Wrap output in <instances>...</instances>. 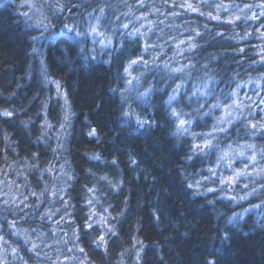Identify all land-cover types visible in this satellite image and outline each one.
Segmentation results:
<instances>
[{
	"label": "trees",
	"instance_id": "1",
	"mask_svg": "<svg viewBox=\"0 0 264 264\" xmlns=\"http://www.w3.org/2000/svg\"><path fill=\"white\" fill-rule=\"evenodd\" d=\"M59 2L66 7L58 15H53L47 4L44 7L57 28L73 22L86 25L88 13L97 5H109L101 17L99 31L111 37L112 44L103 51L96 44L93 45L95 53L86 50V55H79L72 42L74 38L68 34L71 63H66L51 41H40L38 46L44 54L42 66L41 58L31 51L30 37L39 32L26 27L31 21L22 15L30 12L26 0H0V168L3 155L11 149L28 155L35 152V146L44 151V144L50 142L63 145L60 161L43 162L53 168L47 190L52 203L44 205L34 196V204L30 203L32 211H25L32 218L30 228L0 224V237H3L0 262L50 264V259L55 261L62 252L61 261L65 255L74 256L76 264L80 260L85 264H264V227H261L264 208L250 207L261 202L259 184L264 183V178L242 176L230 195H244L247 191L244 184H249L248 190L257 187V195L229 204L219 191L218 182H204L203 188H217L215 194L208 193L206 197L194 195L188 187L189 182L208 176L209 167L215 168L217 151L213 149L205 157L193 156L191 161L186 160L191 145L201 143L203 134L217 125L227 129L216 134L221 147L231 145L233 150L247 153L243 157L235 156L234 169H243L249 163L248 156L253 150L245 145H256L257 154L264 147V129L259 127L264 124V103L261 102L264 101V78H261L264 63L260 62V48L264 46L261 38L264 16L260 15L264 9L260 5L264 0H207L206 3L191 0L199 7L198 12L179 7L184 0L174 3L173 0H143V5L137 0ZM221 3L228 5L227 10L215 8ZM209 12L222 19H209ZM96 15H99L98 9L93 18ZM253 15L258 19H251ZM235 16L240 19L234 24L225 22ZM123 24L129 27H120ZM136 28L140 32L130 35ZM193 30L201 35L193 41L196 47L189 48L188 38L194 36ZM64 34L62 31L61 35ZM237 36L245 39L234 38ZM182 40L184 43L180 44ZM239 48L244 51H237ZM141 55L147 63L134 66L132 75L140 79L128 86L120 78L123 68L130 59ZM92 56L96 58L91 59ZM109 59L111 63L106 62ZM176 68L183 71H173ZM52 80L60 82L59 91L49 82ZM126 87L131 89L125 93L128 103L122 104L119 91L112 90ZM146 89H151L146 98L148 102L138 107L135 103L138 93ZM174 89L177 98L172 107L182 113L183 119L192 121L187 126L189 131L200 134L195 141L191 135H171L177 121L168 115L171 109L163 102ZM65 94L70 107L66 109L64 104L54 111L52 106L64 101ZM234 101L238 104L228 109L232 116L226 117L223 106ZM117 104L123 109L140 108L142 113L146 110L145 117L155 120L156 124L150 128L120 125L112 118ZM5 110L13 115L3 116ZM69 111L75 117L67 121L64 134L58 136V123L60 119L64 121ZM54 115L57 123L53 122ZM222 117L224 122L218 124ZM228 119L232 122L228 123ZM45 120L53 125L51 129L45 128ZM252 123L257 124L256 129L251 127ZM92 128L97 130L95 137L88 135ZM93 155L101 159L94 160ZM180 155L183 157L179 161ZM131 158H137V162L133 164ZM12 164L8 160L6 168L11 169ZM252 168L249 163L248 171ZM217 173L228 176L232 169L222 162ZM252 180L257 183L252 184ZM2 182L6 184L1 175ZM112 184H119V190H114ZM13 185L16 184L11 183L12 188ZM88 188H94V193L88 192ZM8 196L9 203L1 212L20 225V221L14 220L19 211L12 204V197L16 198L11 193ZM35 205L40 207L35 209ZM245 208L249 212L244 213ZM94 212L105 217L117 233L106 236L107 251L97 249L92 243L106 232V227L95 223L92 229L84 227L85 222L100 220V215H93ZM233 212L243 213V219L228 223ZM253 215L258 217V222L251 220ZM73 229L79 233L78 247L85 250L86 256L78 249L67 252V248H74ZM225 232L229 240L223 239ZM26 236L30 237L27 243ZM65 240L69 241L66 246ZM33 242L39 245L38 257L30 251ZM12 248L16 249L15 254ZM64 264L74 262L70 259Z\"/></svg>",
	"mask_w": 264,
	"mask_h": 264
},
{
	"label": "snow or ice",
	"instance_id": "2",
	"mask_svg": "<svg viewBox=\"0 0 264 264\" xmlns=\"http://www.w3.org/2000/svg\"><path fill=\"white\" fill-rule=\"evenodd\" d=\"M137 2L141 5H143V0H137ZM165 2H167V0H165ZM175 2V0H173V3ZM204 2L206 3L207 0H204ZM26 3L28 4L30 11L32 13L31 16L28 15V13H24V15L26 17H28V20L31 21L30 23H26V27L28 28H33L36 29L39 34L38 35H33L30 37V39L33 42V47L31 48V51L34 55H37L41 58V65L44 66V59H43V52L40 49V46H38V42L39 41H43L45 43H48L49 41L52 42V46L54 47H58L59 51L61 52V54L64 56L65 62L66 63H71V58L68 56V51H69V38H68V34H71V36L74 38V42L75 45L78 48V54L80 55H86V49L84 47V44L86 41L89 40V38H92V43L95 45L96 43H99L101 46V51H103L104 49H107L109 47L110 44H112V39L111 37L105 35V33H102L99 31V25L101 22V17L104 15L105 12V8L108 7L109 5L105 4L103 7H101L100 5H97L96 8L93 9V12L88 13V21L86 25H81L80 23L77 22H73L71 24L68 23H64L61 24L59 28H57L55 25H53L49 19V16L45 13L44 11V7L45 4L48 5V9L52 12L53 15H58L60 13H63L65 10L66 5L63 3H60L59 0H57L56 3H52V0H41V2L37 3V0H26ZM179 7L181 8H185L188 11L191 12H198L199 11V7L198 6H194V4L191 2V0H184L183 3H181L179 5ZM246 8H250L251 5H245ZM260 7L262 9H264V4H261ZM215 8L219 11L221 9L227 10L228 5L226 4H216ZM98 9L99 11V15H96L93 18V13L96 12ZM156 10V9H154ZM242 11V10H241ZM175 14V13H174ZM70 15H71V11H70ZM201 15H204V13H201ZM209 19H213V20H221L222 17L220 15H213L211 12L207 13ZM261 16H264V11H261L260 13ZM240 17L239 16H235V17H230L226 19V23L228 24H234L236 20H239ZM251 19L256 20L258 19L255 15H253L251 17ZM120 27H123L125 29H127L129 27V24H123ZM262 28H264V25L261 26ZM64 32L65 34L62 36L61 32ZM194 31V36H191L188 38L189 41V48H194L196 47V44L193 43L194 39L196 36H200L201 33L198 30H193ZM136 32H140L139 28H136L134 32L129 33L130 35H134ZM217 35H221L220 33H217ZM248 34L246 33L245 36H247ZM245 36H237L234 37L236 39H240L243 40L245 39ZM95 37H101V39H99L98 41L95 39ZM261 38L264 39V33H261ZM184 41H180V44H183ZM177 47H179V45H177ZM145 51L148 50V45L145 44ZM88 52H92L95 53L96 49L95 47L87 50ZM237 51H241L243 52L244 50L242 48L237 49ZM260 62L264 63V46H262L260 48ZM95 56H92L91 59H95ZM107 63H111V59H109L108 61H106ZM143 62V63H147L146 61H144L143 56H137L135 59H130L127 66H125L123 68V75L120 77L121 79L125 80L126 85L131 86L133 84V81L138 82L140 77L139 76H133L132 75V71L135 65H137L138 63ZM257 61H253V63H256ZM165 67H167V64L165 65ZM173 71L176 72H181L183 71L182 68H176L173 69ZM261 78H264V73L261 74ZM45 79L47 80V76L45 77ZM51 83H54L57 87V90L59 91L61 85L59 81H49ZM207 85H205L206 87ZM179 87V86H178ZM239 87V85L237 86ZM130 87H126L123 90H119V89H113L112 91L116 92L119 91L120 93V99H121V103L122 104H127L128 100L127 97L125 95L126 92L130 91ZM151 91V89H146L144 92L138 93L137 98L143 102V103H147V97L149 95V92ZM176 91L177 90H173V94L169 95L167 98V101H164L163 103L166 104V106L168 108L171 109V111L168 113V115L170 117L175 118V120L177 121L176 125H175V131L171 133V135L176 136V137H180V136H184V135H191L193 140L195 141L197 136H199L200 134L194 133V132H190L189 128L187 127L188 125H191L192 121L191 120H186L182 118V113L177 111V109L175 107H172L173 102L176 101ZM205 95H207V93H205ZM233 95H235V92H233ZM262 103H264V101H261ZM238 104V102L234 101L233 104L229 105V104H225L223 107L225 108V116L226 117H231L232 113L230 111H228V109L235 107ZM219 105H213V107H217ZM70 106L68 105V101H67V95L65 94V108L68 109ZM3 116L5 117H11L13 115L12 112L5 110L2 113ZM70 111L68 113H66V115L64 116V121L60 124V133H58V136L60 134H64V129H65V125L67 123V121L70 118ZM121 116L127 120L128 122H134L137 126L141 127V128H150L153 127L156 124L155 120H151V119H147L145 118L146 116V110L143 113H138L136 111H134L133 109H131L129 107L128 110H122L121 111ZM224 122V118L222 117L220 121H218L219 123ZM228 123H231V119H228L227 121ZM251 123V122H249ZM44 126L46 129H51L53 127L52 124H50L47 120H45L44 122ZM251 127L253 129L257 128V124L252 123ZM259 127L261 129H264V124H260ZM227 129L223 128V127H219L214 126L212 128V130L209 133H205L203 134V138H202V142L201 143H193L191 145V149H190V154L186 156V160L191 161L193 159V156H200V157H205L207 155H209L211 153V151L213 149H215L217 151V158L215 161V168L213 167H209L207 169L209 175L208 176H201L199 179H195L194 181H191L188 183V187L190 189L193 190L194 195H199V196H204L206 197L208 195V193H213L215 194L217 192V188L215 187H207V188H203V184L204 182H212V183H219V185L221 186L219 191L224 193L225 198L227 200V202L229 204L232 203H239V201H244L247 200L249 196H256L257 195V187H251L250 190L249 189V184H244L243 188L247 191H245L244 195L241 196H233L230 195V192L233 188L234 185L237 184V182L240 180V178L242 176H246V177H251V176H259L264 178V166H261V162L264 161V147L260 148V152L259 154L256 153L255 148L256 145L254 144H247L244 147L247 149H252L253 152L250 156H248V161L249 163H251L253 165L252 170L249 172L248 171V167H249V163H245L243 169H234L233 168V162H234V158L235 156H245L247 155V153L245 151H235L232 149L231 145H229L228 147H221L219 142H218V138H217V133L219 132H226ZM89 136H97V130L95 128H92L89 133ZM253 135H255V133H253ZM58 148H63L62 144H58L57 145ZM92 159L94 160H100L101 157L99 155H93ZM133 164L136 163V161L133 159L131 161ZM223 162L224 166L232 169V174L225 176V175H218L217 173V169H219L221 167V163ZM113 164L116 163L115 160L112 161ZM46 171L51 172L52 169L48 168L46 169ZM61 171H63V166L61 167ZM101 179H107L106 177H102ZM109 183L111 184V181H109ZM122 183V182H121ZM252 184H256L257 182L255 180L251 181ZM112 187L114 190H119V184H112ZM225 188L228 189V191H225ZM45 191H47V188H45ZM94 188H88V192L90 193H94ZM259 192L261 193V202L259 204H255V205H250L251 208L253 209H261L264 208V183L259 184ZM55 191L52 192V195H55ZM32 196H36L37 194L35 192L31 193ZM41 196L44 195V192L42 191L40 193ZM27 199V198H25ZM9 203V201L4 200L3 204L5 206H7ZM21 204L24 203V201H20ZM209 204H214L215 201H208ZM88 204L91 206L93 204V200H88ZM244 213L249 212L248 208L243 209ZM93 215H100V220H93L91 223L85 222L84 227H87L88 229H92L93 228V224H98L102 227H106V232L103 234H100L98 237H96L92 243L94 244V246L97 249L103 248L105 251H107V245H108V239H106V236L111 234L112 236L117 235V233L115 232L114 228L110 225H108L107 219L105 217H103L101 214L99 213H93ZM261 215H264V213H261ZM91 219V217H90ZM158 219V218H157ZM240 220L243 219V213H235L233 212L232 216L228 217V223H231L233 220ZM61 222H63V217L61 218ZM9 226L15 228V221H11L9 222ZM227 226V225H226ZM261 227H264V224H261ZM19 234V233H17ZM65 235H67V233H65ZM73 238H74V248H67V252L68 253H72L74 251V249H78V251L81 254H84L85 256L87 255L85 253V250L83 248H79V241H80V236L79 233L77 231V229H73ZM224 240H229L230 236L228 234V232L224 233L223 236ZM0 240H3V237H0ZM30 237L26 236L25 237V242H29ZM64 245L66 246L69 241L65 240L63 241ZM39 249V245L36 243H32V247L30 249V251H32L33 253H35V255L38 257L40 255V252L38 251ZM11 252L13 254L16 253V249L12 248ZM46 255V254H45ZM59 255H62V252L58 253L57 259L55 261H51L50 259V264H64V262L69 261L70 259L74 262V264H76V257H69L67 255L63 256V261H61L59 259ZM121 256H123V253H121ZM137 258H139V252H137ZM0 264H2V262H0ZM78 264H85V261L80 260L78 261Z\"/></svg>",
	"mask_w": 264,
	"mask_h": 264
},
{
	"label": "bare ground",
	"instance_id": "3",
	"mask_svg": "<svg viewBox=\"0 0 264 264\" xmlns=\"http://www.w3.org/2000/svg\"><path fill=\"white\" fill-rule=\"evenodd\" d=\"M26 13H28L29 16L32 15L31 11L26 12ZM22 15L25 16L23 12H22ZM95 39L97 40V37H95ZM72 42L75 44L74 39L72 40ZM96 44L98 47H101L99 43H96ZM93 45L94 44L92 43V38H89V40L85 42L84 47L86 50H89V49H91V47L92 48L94 47ZM77 51H78V48H77ZM99 56H101V54H99ZM110 71L112 73H115V74L117 73L116 70H113V69H111ZM52 81H54V80H52ZM52 84H53V86H56L54 83H52ZM62 100H64V99H62ZM57 102L58 103H55L52 106L54 108V111H58V109H59L58 106L65 104V100L64 101H57ZM135 103L137 104L138 107H141V106H143V104H145V103L141 102L139 99H136ZM131 109H133L134 111H136L138 113H142L140 108L132 107ZM122 110L126 111L128 109H123L122 106L117 104L116 108L114 110H112V113H113L112 118L115 119V121L118 122L122 126H128V127L132 126L133 127V124H135L134 122H128L127 120H125L121 116ZM74 117L75 116L73 113L71 118L69 119V121H71ZM145 118L148 119V117H145ZM53 122L54 123L58 122V118L56 115L53 116ZM61 122L62 121L60 119L58 124L60 125ZM144 131L147 132V131H149V129H145ZM44 145L46 146V148H45L46 150L40 151L39 147L35 146V152H31L28 155H22L19 152H17L16 150H12V149L10 152H7L3 155L1 164L5 167L2 166L0 168V179H1V175H2L3 178L5 177V183H6V184H4L2 182L0 184V224H3V226L9 227V222L12 221L11 217L8 214H4V212H1L3 210V208L5 207V205L3 204V201L10 199V197L8 196V194L10 195V193H11V195H13L16 198V199L12 200V204L14 205L15 208H18V210H19L16 212V215L14 216V220L16 218L18 221H20V223H22L20 225L15 223V226H17L21 229L22 228H30L32 225V218L28 214H25L26 210L32 211V207H31L30 203L34 204V201L32 202V199L34 198V196L31 195V190L35 191V193L37 194L35 198H39L41 200L42 204L47 205L49 203H52V201H50V198L52 196L51 197L48 196L47 191H45V188H47V190L50 188V183H51L50 174L52 173L53 168H52V166L49 165L50 163L48 164V163H43V162H47V161H57L58 162V161H60L62 158L61 152L63 151V148H58L57 145H55V143H53V142H50L49 144H47V145L44 144ZM65 146L68 147L69 145H65ZM181 157H183V156L180 155L179 161H180ZM133 159L137 162V158H131V161ZM8 160L13 161V164L11 165V169L6 168ZM39 162H41L42 164ZM8 164H10V163H8ZM4 168H5V170H4ZM48 168H51L52 171L51 172L46 171V169H48ZM102 170H104V169H102ZM105 171H107V170H105ZM13 180H15V181L13 182ZM11 183L16 184L15 186L13 185V187L17 188V190H15L14 188L11 187ZM42 191L44 192L43 196L40 195V193ZM25 198H27V199H25ZM126 199L129 200V193L126 196ZM20 201H24V203L21 204ZM42 204H40V205H42ZM37 207H40V206L35 205V209ZM251 220L253 222L259 221L258 217L255 215H253L251 217Z\"/></svg>",
	"mask_w": 264,
	"mask_h": 264
},
{
	"label": "rangeland",
	"instance_id": "4",
	"mask_svg": "<svg viewBox=\"0 0 264 264\" xmlns=\"http://www.w3.org/2000/svg\"><path fill=\"white\" fill-rule=\"evenodd\" d=\"M238 156V155H237ZM12 199H14L13 197H12Z\"/></svg>",
	"mask_w": 264,
	"mask_h": 264
}]
</instances>
